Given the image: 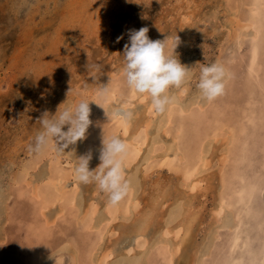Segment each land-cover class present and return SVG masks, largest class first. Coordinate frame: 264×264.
<instances>
[{
  "label": "rangeland",
  "instance_id": "rangeland-1",
  "mask_svg": "<svg viewBox=\"0 0 264 264\" xmlns=\"http://www.w3.org/2000/svg\"><path fill=\"white\" fill-rule=\"evenodd\" d=\"M263 4L264 0H0V264H98L105 251L113 253L105 264H168L163 256L168 248L176 249L170 264H264ZM252 14V25L239 30L235 20L243 23ZM142 27L149 29L150 40L166 39L165 53L173 52L189 72L179 88L169 89L170 102L163 113H147L149 96L121 110L132 113L131 131L137 121L151 120L140 156L124 166L131 190L122 201L130 196L137 206L109 221L108 194L95 182L83 184L73 176L65 186L77 188L76 211L60 213L56 204L41 215L30 191L48 176L50 157L30 170L27 182L21 174L22 164L39 155L30 150L43 131L38 118L45 111L54 116L59 106V111L73 108L77 95L89 102L92 113L97 102L91 90L103 84L109 71L123 78L128 34ZM213 63L226 69V87L222 96L208 101L197 85L201 67ZM116 101L108 107H116ZM169 115L173 131L182 126L178 141L164 132ZM214 129L220 130L217 139L204 138ZM115 137L129 138L121 132ZM102 146L90 148L89 170L99 166ZM84 148V141L69 145L59 152V164L73 170ZM174 154L182 164L195 165L200 155L209 164L184 180L180 167L169 170L158 161L176 158ZM192 181L200 188L190 190ZM91 202L97 213L91 229L85 230L78 217ZM168 229L180 230L179 236L165 234ZM137 230L144 232L145 249L136 247ZM44 245L48 248L40 252Z\"/></svg>",
  "mask_w": 264,
  "mask_h": 264
},
{
  "label": "clouds",
  "instance_id": "clouds-1",
  "mask_svg": "<svg viewBox=\"0 0 264 264\" xmlns=\"http://www.w3.org/2000/svg\"><path fill=\"white\" fill-rule=\"evenodd\" d=\"M148 31L147 27H142L129 32V43H126L123 49L122 75L131 91L149 96L153 110L156 113H163L170 102L169 89L179 88L184 83L189 70L181 65L173 52L172 55L165 53L166 39L150 40ZM121 39L123 36L117 37V43ZM177 43L178 37H176ZM225 77L226 69L223 65L213 63L202 66L197 85L202 96L208 101L222 96L226 87ZM98 91L100 95H106L108 87L102 86ZM59 109L60 106L54 116H50L45 111L38 118L43 131L37 133L35 143L30 145V150L39 153L48 146L49 141H52L57 152H64L69 145H75L77 141L85 139L86 131L92 124L89 119L91 113L89 102L81 100L73 108L63 111ZM105 115L107 116L106 112ZM115 115L126 121L132 117L131 111L123 113L118 111ZM66 125L67 130H62ZM102 145L99 166L89 170V162L92 159V153L89 151L78 158L79 163L74 168V173L76 179L83 184L95 182L100 191L108 194V202L117 205L131 190V184L126 179L123 167L128 148L125 141L115 136L108 140L103 138Z\"/></svg>",
  "mask_w": 264,
  "mask_h": 264
},
{
  "label": "bare ground",
  "instance_id": "bare-ground-1",
  "mask_svg": "<svg viewBox=\"0 0 264 264\" xmlns=\"http://www.w3.org/2000/svg\"><path fill=\"white\" fill-rule=\"evenodd\" d=\"M255 1V0H254ZM252 4V3H251ZM254 5V4H253ZM259 5V4H258ZM264 5V4H263ZM256 6V4H255ZM258 7V6H257ZM255 8V7H254ZM256 9H254L255 11ZM11 11V10H10ZM250 12V11H249ZM261 12V11H260ZM258 12V13H260ZM9 14V13H8ZM13 14V13H12ZM243 14V13H242ZM246 14V13H245ZM15 15V14H14ZM27 15V14H26ZM257 15V13H256ZM28 16V15H27ZM252 16L253 14L248 17L243 23L240 22V20H235V25H237L240 29L243 28H247L249 26L252 25ZM27 19V18H26ZM93 19V18H92ZM262 21V20H261ZM260 21V22H261ZM234 22V21H233ZM256 24V23H255ZM234 27V26H233ZM238 30V29H237ZM255 34V33H254ZM86 47V46H84ZM86 49V48H85ZM89 50V49H88ZM88 50L86 52H88ZM84 51V49H83ZM78 53V52H77ZM252 54V53H251ZM80 55V54H79ZM82 57V56H81ZM80 58V57H79ZM253 58V57H252ZM122 71V70H121ZM121 71H117L118 73H120ZM101 83V82H100ZM102 86H107L108 87V92L106 95H100L99 94V89ZM92 89V88H91ZM185 91V89L181 90L180 92L183 93ZM92 93V97L96 100L97 102V106L94 108L95 110H93V112L90 114L89 119L92 121V124L89 126V128L86 131L85 134V139L83 140L85 142V148L83 149L82 153H80V156H84L86 155L91 149L92 146L97 145L99 146L100 144L102 145V140L103 138L105 140L110 139L111 137L115 136L116 133L121 132L123 136H129V138H125L128 140H124L127 144V148H128V152L127 155L124 157L123 160V167L124 166H131L132 164H134L138 157L140 156L141 152H142V148L145 145L146 141H147V137H148V128L150 127L151 124V120L148 119H144L143 121L138 122L137 124L134 125L133 130L131 131V125L129 122V120H123L120 118V116L115 115V113H117L118 111L120 113H123L121 110H123L122 108H126L127 106H131L132 102H134L135 99L139 100V101H144L147 98L146 94H137L133 91H131L128 86L126 85V82L124 80V78L121 77L120 74H117L116 72L113 73L111 71H109V73L107 74L106 77H104L103 79V84H99L98 86L95 87L94 89L91 90ZM178 94V93H177ZM83 95V94H82ZM85 96V95H84ZM91 96V95H90ZM120 98V99H119ZM81 100H84V98L82 99V97L80 95L76 96V100L74 102V106L80 102ZM119 100V101H116ZM116 101L117 105H115L116 107H111L109 108L108 106L111 105L113 102ZM174 102V101H173ZM145 103V102H144ZM147 103V102H146ZM197 103V102H196ZM115 104V103H114ZM171 104V103H170ZM174 104V103H173ZM176 104V103H175ZM174 104V105H175ZM194 104V103H193ZM100 107H99V106ZM113 105V104H112ZM145 105V104H144ZM73 106V107H74ZM181 106V105H180ZM201 106V105H200ZM198 106V107H200ZM120 107V108H118ZM203 108V107H202ZM199 108V109H202ZM171 108H169L168 112L170 114ZM184 109V108H183ZM125 110V109H124ZM180 110V109H179ZM92 111V110H91ZM146 111V108L145 110ZM201 111V110H200ZM105 112L107 113V116L105 115ZM125 112V111H124ZM133 112V111H132ZM182 111L180 110V113ZM146 113V112H145ZM147 113L148 114H153V108H152V104H148L147 107ZM187 113V112H186ZM199 113V111H198ZM184 113H182L183 115ZM195 120V118H194ZM135 122V121H134ZM197 122V119H196ZM171 116H168V120H167V124L164 127V132L166 134H171L173 136V139L175 141H178L180 133L182 131V126H179L177 129H175L173 131V129L170 127L171 126ZM154 124V123H153ZM225 125V124H223ZM173 127V126H172ZM161 128V126H160ZM220 129V128H219ZM219 129H214L212 130L210 133L206 134L204 136V138L206 137H213L215 139L218 138V136L220 135V130ZM224 130V129H223ZM222 130V131H223ZM42 131V130H41ZM224 132V131H223ZM233 136V135H231ZM230 136V138H231ZM229 139V138H228ZM82 141V142H83ZM212 141V140H210ZM229 141V140H228ZM79 142V141H78ZM202 142V141H201ZM207 142V141H206ZM205 142V143H206ZM196 145V143H195ZM228 145V144H227ZM201 150V147H199ZM225 148V147H224ZM175 149V146H174ZM173 149V150H174ZM94 150V149H93ZM166 150V149H165ZM172 150V151H173ZM168 151V150H166ZM177 152V151H176ZM174 151V153H176ZM199 152V150H198ZM167 153V152H166ZM182 153V152H181ZM197 153V152H196ZM206 153V152H205ZM204 153V154H205ZM53 154V155H51ZM201 154V153H200ZM65 155V154H64ZM175 155V154H174ZM178 156V154H176ZM175 155L176 158H172L170 159L167 156H164L162 158V160H158L160 163V166H168L169 170H174V166L177 165V167H180V172L183 176L184 180H190L194 175H197V171L199 169L200 166H207L209 164L208 160L205 159L206 156L204 155H200L199 158L195 161V165H189V164H182L180 163L181 161L179 159H177L178 157ZM33 156V155H32ZM31 156V157H32ZM36 158L34 160H32V162L30 161H26L24 164H22L21 167V174L23 175L24 178H22L25 182H27L26 180V176H28V174L30 173L31 169H36L39 165L40 162L42 161V159L46 156L50 157L49 159V172H48V176L42 180L40 183L36 184L35 186L32 187L30 194L31 196L37 201L38 204V211L41 215H43V212L45 211V209H47L49 206H53L58 204L60 207V213L66 212L67 209H69L70 211L73 209L75 210V202H76V193H77V188L75 186V188H67L65 185L66 181H68L71 177L75 176L74 174V169L73 170H69V168L65 167V166H61L59 164V160L61 161L60 158V153L57 152L55 150L54 144L52 141H49L48 146L46 148H44L41 152H39V155L37 157V155H35ZM180 156V155H179ZM182 156V155H181ZM158 157V156H157ZM156 158V157H155ZM207 158V157H206ZM192 159V158H191ZM29 160V159H28ZM183 160V159H182ZM44 161V160H43ZM69 160L65 161L67 163L66 166L69 165ZM194 161V160H193ZM222 163L225 162V158H223ZM179 164V165H178ZM194 164V163H193ZM154 165V164H153ZM158 165V164H157ZM155 164V166H157ZM152 164L150 163L149 166L150 169ZM210 166V165H209ZM98 166H96L97 168ZM221 167V166H220ZM147 169V168H145ZM149 169V170H150ZM146 171V170H145ZM199 174V173H198ZM199 177V176H198ZM21 178V177H19ZM16 180V179H15ZM18 180V177H17ZM22 180V182H24ZM194 180V179H193ZM201 181V180H200ZM19 181H17L18 183ZM21 182V181H20ZM24 182V183H25ZM76 182V180H75ZM131 183V182H130ZM27 184V183H26ZM75 184V183H74ZM77 184V183H76ZM185 184V183H184ZM16 185V184H15ZM19 185V183L17 184ZM28 185V184H27ZM78 186V185H77ZM190 190H194L195 188L198 189L200 188V184L199 182H195L192 181L190 185H188ZM22 189V188H21ZM201 190V189H200ZM28 194V192H27ZM129 195V194H128ZM31 197V198H32ZM134 197V196H133ZM30 198V199H31ZM136 207L137 203L133 202L132 199L129 197H127L124 201L119 202L117 205H111L110 203L107 205V212L110 215V220L109 221H114L117 218V214L119 213H124V214H129L130 208ZM215 209V208H214ZM217 210V209H216ZM76 211V210H75ZM218 211V210H217ZM217 211L215 213H217ZM67 213V212H66ZM73 213V211H72ZM77 213V212H75ZM97 213V205L92 203L88 204L85 211L83 212L82 215H80V217H78V222L81 223V228L82 229H91V225H92V221L95 217ZM74 215V214H73ZM44 216V215H43ZM78 216V215H77ZM57 217V216H56ZM108 218V217H107ZM149 220V219H148ZM46 221V220H45ZM107 221V220H106ZM146 221V220H145ZM54 222V221H53ZM108 224V223H107ZM143 225V224H142ZM146 224H144L141 227H144L146 229ZM93 226V225H92ZM43 227L45 229L49 228L48 222H45V224L43 225ZM140 227V228H141ZM164 227V226H163ZM167 227V226H166ZM181 228V227H180ZM142 229V228H141ZM36 230H38V232L40 231V229L37 227ZM163 231V230H162ZM112 232V231H111ZM136 232V231H135ZM100 233V232H99ZM106 233V231H105ZM143 233L142 231L137 230L136 235L138 236V238H140L137 242H136V247H138L139 249L144 248L145 249V243H146V239L143 238ZM173 233L175 237H178L180 234V230H166L165 234H170ZM185 233V232H184ZM91 234V233H90ZM172 234V235H173ZM107 235V234H106ZM101 237V236H100ZM180 240L181 237H179ZM100 240V238H99ZM98 240V241H99ZM146 240V241H145ZM97 241V242H98ZM179 242V240H178ZM182 242V241H181ZM180 243V242H179ZM178 243V244H179ZM177 244V245H178ZM174 245V244H172ZM176 247V246H175ZM48 247L46 245L40 247L39 251L40 252H44L45 249H47ZM172 248V247H171ZM147 249V247H146ZM133 250V248H130L128 250V252H131ZM174 249L172 248V251L166 249L165 252H163V256L164 259L167 261L168 264H170L172 262L171 258L173 254H175L173 251ZM179 251V250H177ZM113 253L110 251H105L101 258L98 260V264H105L106 261L108 260V258H110V256ZM141 254V253H140ZM133 256V255H132ZM136 256V255H135ZM146 258V257H145ZM139 259V258H138ZM58 261H61V256L57 257ZM82 260V259H81ZM134 264V263H133Z\"/></svg>",
  "mask_w": 264,
  "mask_h": 264
}]
</instances>
